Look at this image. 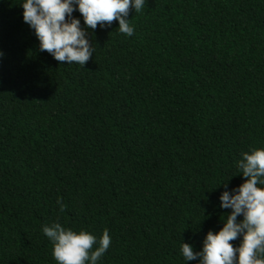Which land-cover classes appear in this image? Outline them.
Wrapping results in <instances>:
<instances>
[{"label": "trees", "instance_id": "16d2710c", "mask_svg": "<svg viewBox=\"0 0 264 264\" xmlns=\"http://www.w3.org/2000/svg\"><path fill=\"white\" fill-rule=\"evenodd\" d=\"M24 2L0 0V264H57L52 222L107 228L97 264H199L182 244L222 229L219 197L264 148V0H146L132 36L74 11L83 68L40 50Z\"/></svg>", "mask_w": 264, "mask_h": 264}, {"label": "clouds", "instance_id": "9594fccd", "mask_svg": "<svg viewBox=\"0 0 264 264\" xmlns=\"http://www.w3.org/2000/svg\"><path fill=\"white\" fill-rule=\"evenodd\" d=\"M21 7L23 20L34 30L41 51L48 52L58 62H75L83 68L93 57V42L86 38L89 33L72 13L79 11L87 29L95 30L97 25L110 27L116 21L121 33L132 36L134 28L127 19L129 10L140 12L146 7V0H25ZM237 166L242 170L240 176L244 182L219 197L220 207L231 209V213L221 230L206 234L200 251L194 252L191 245L182 244L186 261L264 264V148L242 153ZM222 185L227 188V182ZM57 204L60 212H64L62 198H57ZM239 216L242 220L238 221ZM42 231L52 242L57 264H97L111 244L107 228L99 240L84 230L65 228L59 222L44 226ZM238 237L240 244L234 247L231 242Z\"/></svg>", "mask_w": 264, "mask_h": 264}]
</instances>
